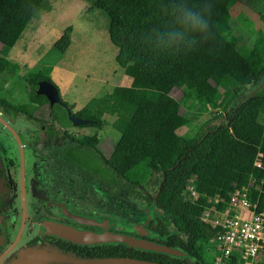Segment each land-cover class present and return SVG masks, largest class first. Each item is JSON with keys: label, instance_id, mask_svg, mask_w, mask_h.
<instances>
[{"label": "trees", "instance_id": "1", "mask_svg": "<svg viewBox=\"0 0 264 264\" xmlns=\"http://www.w3.org/2000/svg\"><path fill=\"white\" fill-rule=\"evenodd\" d=\"M235 1L191 0L206 10L211 37H193L188 47L162 54L155 53L159 34L174 26L169 0H94L89 9L107 19L108 37L117 49L115 62L132 84L91 99L79 114L96 123L104 115L116 117L113 127L120 138L110 167L136 184L150 174L159 175V201L169 208L176 205L177 213L187 186L194 183L199 199L183 206L186 222H178L201 256L218 232L199 219L209 198L227 203L236 190L247 186L256 212H264V169L255 166L257 161L264 165V90L241 102L264 77V33L252 41L247 56L227 39L228 7ZM50 10L49 0H0V74L19 78L20 65L8 59L9 53L30 23ZM71 33L69 26L53 44L54 60L63 58ZM52 69L40 65L24 75L33 102L41 100L35 93L39 82L54 85ZM177 91L179 99L172 96ZM205 114L210 119L200 121ZM137 254L140 259L149 256Z\"/></svg>", "mask_w": 264, "mask_h": 264}, {"label": "flooded vegetation", "instance_id": "2", "mask_svg": "<svg viewBox=\"0 0 264 264\" xmlns=\"http://www.w3.org/2000/svg\"><path fill=\"white\" fill-rule=\"evenodd\" d=\"M59 95L61 104L44 95L33 102L30 92L17 106L1 98L12 108L0 99V264H69L63 256L213 264L208 247L198 255L178 222H186L187 197L177 213L176 205L159 201V175L136 184L110 167L120 138L110 129L116 117L96 123L79 114L86 105L77 108ZM105 116L115 119L108 123ZM84 232L137 237L179 249L183 257L146 252L148 259H140V251L126 245L81 242L76 234Z\"/></svg>", "mask_w": 264, "mask_h": 264}, {"label": "rangeland", "instance_id": "3", "mask_svg": "<svg viewBox=\"0 0 264 264\" xmlns=\"http://www.w3.org/2000/svg\"><path fill=\"white\" fill-rule=\"evenodd\" d=\"M49 1L51 10L42 11L10 51L8 59L20 65L19 78L0 74V99L14 106L26 103L29 88L23 77L40 65L53 68L50 76L63 101L77 108L110 93L116 86H131L132 78L115 62L117 49L109 40L107 19L100 11H89L94 0ZM228 8L231 31L226 37L235 41L237 49L247 56L252 41L259 32L264 33V0H236ZM69 26L72 27L71 44L61 60H54L53 44ZM172 96L179 99L181 93L177 91ZM182 112L186 113L184 109ZM210 117L205 114L200 121ZM105 119L111 123L115 118L105 116ZM110 129L112 136L119 134L111 124ZM184 132L185 129L179 131ZM207 247L211 263L214 255L208 244Z\"/></svg>", "mask_w": 264, "mask_h": 264}, {"label": "built area", "instance_id": "4", "mask_svg": "<svg viewBox=\"0 0 264 264\" xmlns=\"http://www.w3.org/2000/svg\"><path fill=\"white\" fill-rule=\"evenodd\" d=\"M257 168L264 169L261 161ZM248 187L236 190L225 201L219 197L209 198L208 206L200 216V222L218 229L209 240L213 264H227L235 260L238 264H260L264 262V212H256V204L249 201ZM190 202L199 199L194 183L187 186L183 194ZM226 204L221 208L220 205Z\"/></svg>", "mask_w": 264, "mask_h": 264}, {"label": "water", "instance_id": "5", "mask_svg": "<svg viewBox=\"0 0 264 264\" xmlns=\"http://www.w3.org/2000/svg\"><path fill=\"white\" fill-rule=\"evenodd\" d=\"M264 90V77L260 81V83L252 88L249 89L246 92V95H244L241 102H245L248 98L254 96L256 93L261 92ZM36 93L38 95H44L48 98L51 104L54 103H60V95H59V89H57L52 83L48 81H41L37 85ZM74 124H86L88 121L80 120L71 118ZM75 230H69L67 234L70 236H74ZM80 238L81 242H87V243H96V244H110V243H117L126 245L128 247H132L138 251L142 252H151V253H159L162 255H167L171 258H182L183 254L182 251L175 248H169L166 246H163L161 244L142 240L137 237H129L124 234H102V235H96L93 233H78L76 234ZM67 261H69V264H158L154 262L149 261H143L138 259H132V258H117V259H104V260H92V261H81L75 258L74 256H63Z\"/></svg>", "mask_w": 264, "mask_h": 264}, {"label": "clouds", "instance_id": "6", "mask_svg": "<svg viewBox=\"0 0 264 264\" xmlns=\"http://www.w3.org/2000/svg\"><path fill=\"white\" fill-rule=\"evenodd\" d=\"M168 7L174 17V26L161 32L155 53L179 51L192 43L193 37L206 40L211 37V23L204 8L191 0H169Z\"/></svg>", "mask_w": 264, "mask_h": 264}]
</instances>
